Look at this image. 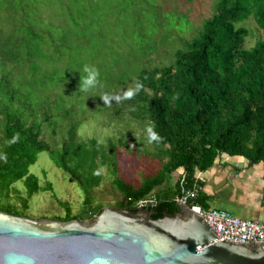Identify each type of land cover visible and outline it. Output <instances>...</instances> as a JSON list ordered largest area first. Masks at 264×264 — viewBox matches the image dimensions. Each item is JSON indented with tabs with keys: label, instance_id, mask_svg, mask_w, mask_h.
Here are the masks:
<instances>
[{
	"label": "trees",
	"instance_id": "obj_1",
	"mask_svg": "<svg viewBox=\"0 0 264 264\" xmlns=\"http://www.w3.org/2000/svg\"><path fill=\"white\" fill-rule=\"evenodd\" d=\"M249 17L264 31V0H216L213 13L191 38L183 40L178 38L183 33L170 32L171 36L162 44L171 49L173 58L168 64L143 65L134 76L136 85L128 91L132 95L120 93L130 115L144 120L146 127L151 124L159 137L149 140L161 167L142 177L138 186L127 183L117 172L116 152L120 144L130 147L128 139L120 144L94 137L81 139L76 133L78 121L70 128L67 125V133L52 147L44 138V120L39 121L36 112L27 115L21 105L24 99L17 96L15 87L7 95L5 77L1 75L0 182L9 188L23 179L29 195L51 188L49 184L41 185L38 176L30 172L38 153L48 150L56 165L73 176L84 190L88 218H94L105 206L93 204L91 193L104 178L105 166L122 195L116 206L137 210L133 200L156 192L159 201L148 208L156 211L152 213L156 218L179 210L174 197L180 192V179L172 193L156 190L179 168H183L186 185L190 186L196 173L209 168L223 153L244 156L252 163L264 165V36L248 44L249 36L255 32L243 21ZM169 23L161 21L156 31L160 28L164 31V27L169 30ZM33 29L37 41L40 33ZM110 97L111 103L118 105L116 110L123 109L119 100ZM47 110H41L42 114L46 115ZM58 115L62 121L70 116ZM208 199L201 190L196 202L211 208ZM63 205L67 207L66 214L58 219L79 217L71 213L66 203Z\"/></svg>",
	"mask_w": 264,
	"mask_h": 264
},
{
	"label": "rangeland",
	"instance_id": "obj_2",
	"mask_svg": "<svg viewBox=\"0 0 264 264\" xmlns=\"http://www.w3.org/2000/svg\"><path fill=\"white\" fill-rule=\"evenodd\" d=\"M215 1L0 0V76L5 77L4 89L10 95L15 87L17 96L24 99L21 105L27 115L36 112L38 120H44V138L52 147L67 133V125L70 128L78 121L76 133L81 139L94 137L119 144L128 139L130 147L120 144L117 149V172L127 183L138 186L142 177L161 167L146 122L131 116L122 98L121 110H116L118 105L112 104L111 98L107 103L99 99L104 93L115 97L128 92L136 85L134 76L143 65L168 64L173 58L171 49L162 44L170 32L183 33L178 37L183 40L191 38L213 13ZM161 21H169L170 29L156 31ZM243 21L256 32L249 36L248 44L264 36L251 17ZM33 28L40 33L37 41ZM16 63L20 66L15 67ZM85 65L98 70L95 84L87 89L80 86L82 76L89 75ZM45 109L46 115L42 114ZM58 113H69V119L62 121ZM102 170L104 178L91 192L93 204L116 206L122 195L106 166ZM30 172L38 176L41 185L51 188L29 195L23 179L9 188L0 182V207L57 218L66 214V203L78 219L88 218L84 190L56 165L48 150L38 153ZM178 177L176 170L170 180Z\"/></svg>",
	"mask_w": 264,
	"mask_h": 264
},
{
	"label": "water",
	"instance_id": "obj_3",
	"mask_svg": "<svg viewBox=\"0 0 264 264\" xmlns=\"http://www.w3.org/2000/svg\"><path fill=\"white\" fill-rule=\"evenodd\" d=\"M14 213L0 207V264H264V239H219L187 205L156 218L114 205L85 219Z\"/></svg>",
	"mask_w": 264,
	"mask_h": 264
},
{
	"label": "crops",
	"instance_id": "obj_4",
	"mask_svg": "<svg viewBox=\"0 0 264 264\" xmlns=\"http://www.w3.org/2000/svg\"><path fill=\"white\" fill-rule=\"evenodd\" d=\"M179 177L157 187L160 193H172ZM196 176L202 181V191L209 197L210 207L226 209L239 217L264 221V165L252 163L240 155L218 156L214 163Z\"/></svg>",
	"mask_w": 264,
	"mask_h": 264
},
{
	"label": "built area",
	"instance_id": "obj_5",
	"mask_svg": "<svg viewBox=\"0 0 264 264\" xmlns=\"http://www.w3.org/2000/svg\"><path fill=\"white\" fill-rule=\"evenodd\" d=\"M180 192L174 197L177 205H187L196 211L201 217L207 219L219 233V239L240 242H258L264 239V221L239 217L232 212L221 208H204L196 202L203 185L196 176L193 184L188 186L185 181V173L180 176ZM159 199L156 192L139 199L133 200V204L138 208H147L157 205ZM182 201V203H181Z\"/></svg>",
	"mask_w": 264,
	"mask_h": 264
},
{
	"label": "clouds",
	"instance_id": "obj_6",
	"mask_svg": "<svg viewBox=\"0 0 264 264\" xmlns=\"http://www.w3.org/2000/svg\"><path fill=\"white\" fill-rule=\"evenodd\" d=\"M84 71L85 72H88L89 75L88 76H82V79H81V88H84V89H87L89 87H91L92 85L95 84L96 82V76L98 75V70H96L94 68V66L90 67L89 65H85L84 66ZM125 96H131L132 93L131 92H126L124 94ZM103 100L107 103L109 102L110 100V94L109 93H104L102 96ZM121 97L119 95H116L115 96V99L119 100ZM147 132L149 134V139H159L158 137V134L157 132L154 131L153 129V126L150 124L148 127H147Z\"/></svg>",
	"mask_w": 264,
	"mask_h": 264
},
{
	"label": "flooded vegetation",
	"instance_id": "obj_7",
	"mask_svg": "<svg viewBox=\"0 0 264 264\" xmlns=\"http://www.w3.org/2000/svg\"><path fill=\"white\" fill-rule=\"evenodd\" d=\"M147 208H149V207H147ZM151 210H153V209H151ZM154 212H156L155 210H153Z\"/></svg>",
	"mask_w": 264,
	"mask_h": 264
}]
</instances>
